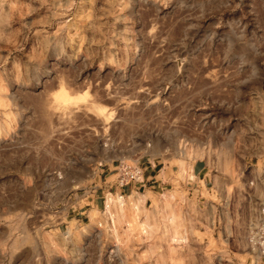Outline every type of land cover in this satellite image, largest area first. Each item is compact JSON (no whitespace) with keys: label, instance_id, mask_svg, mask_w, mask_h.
<instances>
[{"label":"rangeland","instance_id":"obj_1","mask_svg":"<svg viewBox=\"0 0 264 264\" xmlns=\"http://www.w3.org/2000/svg\"><path fill=\"white\" fill-rule=\"evenodd\" d=\"M261 155L264 0H0V264H254L210 201Z\"/></svg>","mask_w":264,"mask_h":264},{"label":"built area","instance_id":"obj_2","mask_svg":"<svg viewBox=\"0 0 264 264\" xmlns=\"http://www.w3.org/2000/svg\"><path fill=\"white\" fill-rule=\"evenodd\" d=\"M118 171L121 186L144 183L143 168L139 164L121 161ZM242 171L243 175L248 174L251 178L245 181V187L240 193L232 192L224 201L217 203L219 224L229 228L231 232L239 226L244 228L247 253L251 262L258 264L264 260V164L261 172L258 163H249ZM192 187L191 185L190 189ZM256 187L259 188L258 192L253 190Z\"/></svg>","mask_w":264,"mask_h":264},{"label":"crops","instance_id":"obj_3","mask_svg":"<svg viewBox=\"0 0 264 264\" xmlns=\"http://www.w3.org/2000/svg\"><path fill=\"white\" fill-rule=\"evenodd\" d=\"M259 160L263 161L262 163L264 164L263 155L260 156ZM145 175H146V173H145ZM190 178H193L194 180L191 181ZM145 179H146V181L144 183H139V184L131 183V184L122 186L121 192L124 193V194H129L130 192H134L136 190V188H141V187H144V186L145 187L148 186V187L153 188V189H156L159 186H162L161 183H160L161 178L159 177L158 173L155 174V175H152V174L146 175ZM200 179L201 180H205L206 186H209V183L212 184L210 187H208L209 191H211L213 194L218 193V189L215 187L214 182H212V178H211V175L209 173V169H208L206 164H202V163L196 164V166H194V169H193V176H189L188 177L187 184H185V185L187 186V185L191 184L193 186L195 181L198 180V183H199ZM226 190L227 189H225V191ZM151 192H154V194L156 193L155 190H151ZM199 195H200V198L203 197L202 194H199ZM216 196L218 197L219 201H217V202H216V200L210 201L211 205H213V204L217 205V203H221L223 198H224L221 194H216ZM225 198H227V197L225 196ZM95 201H96V198H94L92 200V204ZM96 202H99V201H96ZM96 205L99 208L100 204L97 203ZM86 212H87V210H84L82 213L85 214Z\"/></svg>","mask_w":264,"mask_h":264},{"label":"bare ground","instance_id":"obj_4","mask_svg":"<svg viewBox=\"0 0 264 264\" xmlns=\"http://www.w3.org/2000/svg\"><path fill=\"white\" fill-rule=\"evenodd\" d=\"M66 99V97H64ZM66 101V100H65ZM70 101V100H69Z\"/></svg>","mask_w":264,"mask_h":264}]
</instances>
